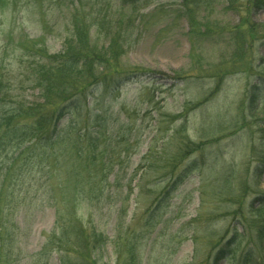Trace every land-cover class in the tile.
I'll list each match as a JSON object with an SVG mask.
<instances>
[{"label":"rangeland","instance_id":"obj_1","mask_svg":"<svg viewBox=\"0 0 264 264\" xmlns=\"http://www.w3.org/2000/svg\"><path fill=\"white\" fill-rule=\"evenodd\" d=\"M197 1L200 7L192 24L183 0H0V85L9 110L42 102L34 68L44 52L63 50L76 17L86 22L90 43L98 49L110 41L91 24L98 14H105L113 26L110 33L121 34L120 72H108L116 77L107 88L92 87L89 106L81 104L79 111L84 118L98 110L114 126L113 140L101 139V148L108 145L113 162L126 167L123 182L140 162L146 164L139 171L140 187L125 203L121 230L114 224L120 211L117 194L99 206H77L84 223L88 226L92 215L111 240L104 264H123L132 247L139 264H213L217 250L227 246L233 234L240 235L239 257L256 232L242 220L252 217L250 210L221 187L225 179L248 183V202L264 192V102L256 109L249 102L250 90L259 83L264 42L242 29L243 18L264 23V11L247 8V0L234 5L227 0ZM240 31L249 47L241 58ZM131 67L148 72L123 73ZM115 80L121 82L118 89ZM150 148L153 157L144 159ZM171 155L177 156L172 162L178 164L175 175L164 167ZM178 174L181 179L175 184ZM134 181L139 183V178ZM8 189L5 221L16 239L18 264H24L21 258L38 251L52 230L55 209L41 192L21 185ZM164 195L168 197L162 202ZM161 202L162 222L151 228L146 222ZM52 264H60L56 255ZM218 264L233 263L224 258Z\"/></svg>","mask_w":264,"mask_h":264},{"label":"trees","instance_id":"obj_2","mask_svg":"<svg viewBox=\"0 0 264 264\" xmlns=\"http://www.w3.org/2000/svg\"><path fill=\"white\" fill-rule=\"evenodd\" d=\"M227 1L230 5L236 2ZM183 4L186 15L193 24L197 19L196 8L200 7L198 1L183 0ZM245 5L247 8L264 11V0H247ZM106 18L105 14H98L91 23L99 33L110 36L106 48L98 49L97 45H91L90 28L84 20L76 17L73 35L67 37L63 50L56 54L43 53L34 68L35 86L41 91L42 102L19 105L9 110L0 85V264L20 262L15 254L16 239L9 232L3 205L11 186L21 185L28 191L41 192L55 209L52 230L46 235L38 251L27 253L21 258L24 264H52L54 255L59 258L60 264H104L106 248L111 240L91 220L92 215L89 225L84 223L77 209L81 202L99 206L106 200L114 199L112 195L117 194L120 197V211L114 224L119 227L118 230L125 225L128 211V204L125 203H128L135 189L140 187L143 172L139 171L145 169L146 164L144 161L140 162L133 168L132 177L123 182L121 173L126 167L113 162L108 145L101 148V139L113 140L112 132H116L114 126L98 110L92 115L87 113L84 118L79 112L81 104L89 106L87 95L92 87L107 88L109 81H113L111 78L116 77L108 72H120L116 67L124 53V42L119 31L110 33L113 26ZM242 29H248L254 38L260 36L264 42V23H251L243 18ZM240 33L239 38L244 40V44L237 55L241 58L249 47L244 38L246 34ZM147 72L141 67H131L123 73ZM257 76L259 83L252 87L249 94L250 106H254V109L257 108V103L264 102V56L257 66ZM120 83L115 80L114 88L118 89ZM261 144L264 146V142ZM9 146L14 149L11 155L8 154ZM149 151L150 154L148 152L144 159L153 157V149L150 148ZM178 154L181 155V152ZM176 157L171 155L164 166L171 167L169 169L174 175L178 164L172 162L176 161ZM261 165H264V159ZM195 166L194 162L187 171ZM137 177L139 183L134 181ZM174 178L177 179V184L181 175ZM248 187V183L236 185L225 179L221 189L227 197L238 198L242 206L246 205L252 217L242 220L256 232L251 233L249 243L239 257L236 252L240 235L233 234L227 246L217 250L213 264H218L224 258L233 264H264V192L258 194L255 202H248ZM167 197L168 195H164L162 202ZM162 202L146 222L151 224V228L162 222L163 215L159 213L163 207ZM119 245L116 242V248ZM132 249V254L124 259L123 264H139Z\"/></svg>","mask_w":264,"mask_h":264}]
</instances>
